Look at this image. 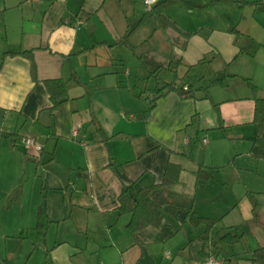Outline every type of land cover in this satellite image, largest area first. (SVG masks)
<instances>
[{"label": "crops", "instance_id": "obj_1", "mask_svg": "<svg viewBox=\"0 0 264 264\" xmlns=\"http://www.w3.org/2000/svg\"><path fill=\"white\" fill-rule=\"evenodd\" d=\"M258 1L157 0L148 10L143 0H0V131L9 134L0 148V264H208L211 255L257 264L264 147L244 78L264 97ZM156 10L175 26H162ZM25 49L34 50L37 79L29 57L7 53ZM54 77L69 94L51 109L45 80ZM219 78L228 85L212 83ZM169 161L183 167L172 190L219 221L205 237V224L192 226L185 207L167 204L137 243L119 193L161 182ZM236 227L240 242L221 239Z\"/></svg>", "mask_w": 264, "mask_h": 264}, {"label": "trees", "instance_id": "obj_2", "mask_svg": "<svg viewBox=\"0 0 264 264\" xmlns=\"http://www.w3.org/2000/svg\"><path fill=\"white\" fill-rule=\"evenodd\" d=\"M239 8H242L248 4H258V0H233ZM154 9V6L151 9ZM158 19L162 26L173 25L174 22L165 15L162 11L156 10ZM126 35L122 38L125 41ZM7 53H21L26 55L31 60V73L34 79H37V65L34 59V50L25 49L19 52H7ZM151 75L157 76V71H149ZM255 95V113L254 120L257 122L259 127V135L256 140L264 147V139L261 136V132L264 130V97L259 96V88L254 84L249 78H244ZM77 82H80L79 79ZM213 84L228 85V81L222 78L215 79L212 81ZM45 84L48 88L50 94L51 105L50 108H54L61 102L68 98V86L67 80L62 77L47 78ZM177 88L173 82L166 83L161 88L158 89L159 95L164 92L165 89ZM154 102L151 101L149 107L143 112L145 116L150 108H152ZM4 118V109H1L0 121L2 122ZM9 136L6 132L0 131V148L3 138ZM182 165L173 161H169L161 182H155L149 185L136 186L135 184H124L119 193V205L117 207L119 214H130V220L127 224L128 228L134 235L137 243L142 242L140 231L150 225L159 226L163 219L165 218L164 207L167 204H176L183 206L187 209V214L185 221L189 222L192 226H199L200 224H205L204 236L210 234L213 226L219 221L212 217L199 215L193 207L194 196L184 195L177 193L172 190L175 184L180 182V176L182 172ZM197 176L199 178L210 177V174L199 168L197 171ZM253 198V197H252ZM253 205H256V201L253 199ZM46 221V213L44 209L38 211V222L37 226H44ZM237 232L232 230H227L221 235V239L228 243L240 242L243 238V233L239 232V227H236ZM252 262L257 264H264V245L255 248L250 257Z\"/></svg>", "mask_w": 264, "mask_h": 264}, {"label": "built area", "instance_id": "obj_3", "mask_svg": "<svg viewBox=\"0 0 264 264\" xmlns=\"http://www.w3.org/2000/svg\"><path fill=\"white\" fill-rule=\"evenodd\" d=\"M157 2V0H143L144 6L146 9H151L153 5ZM81 22V21H80ZM82 124H79L74 127L72 133L74 136H78L80 134V127ZM205 142L208 141V139L205 137L203 139ZM25 143L30 147L35 149L36 151H41L43 149V145L37 141V139L33 136H26L24 138ZM170 251H167V254H169ZM224 259H221L217 256L211 255L206 258V262L208 264H224Z\"/></svg>", "mask_w": 264, "mask_h": 264}, {"label": "rangeland", "instance_id": "obj_4", "mask_svg": "<svg viewBox=\"0 0 264 264\" xmlns=\"http://www.w3.org/2000/svg\"><path fill=\"white\" fill-rule=\"evenodd\" d=\"M239 232H241V231H239ZM219 239H220L219 236L216 235L215 233H214V235L211 237V240H219ZM247 244H248V242H243V243H241L240 246H237V248H238V247L241 248V247L247 246ZM231 264H243V263H242V262H241V263H238L237 260H233Z\"/></svg>", "mask_w": 264, "mask_h": 264}]
</instances>
